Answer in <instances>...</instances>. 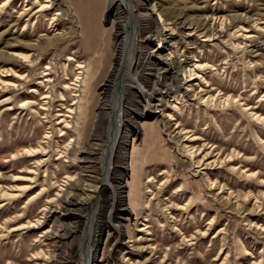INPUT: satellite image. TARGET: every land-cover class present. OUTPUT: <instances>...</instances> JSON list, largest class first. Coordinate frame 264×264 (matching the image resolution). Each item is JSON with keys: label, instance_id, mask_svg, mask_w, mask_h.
<instances>
[{"label": "rangeland", "instance_id": "rangeland-1", "mask_svg": "<svg viewBox=\"0 0 264 264\" xmlns=\"http://www.w3.org/2000/svg\"><path fill=\"white\" fill-rule=\"evenodd\" d=\"M97 204L91 264H264V0H0V264H81Z\"/></svg>", "mask_w": 264, "mask_h": 264}, {"label": "bare ground", "instance_id": "bare-ground-1", "mask_svg": "<svg viewBox=\"0 0 264 264\" xmlns=\"http://www.w3.org/2000/svg\"><path fill=\"white\" fill-rule=\"evenodd\" d=\"M125 1V0H124ZM127 11L132 12V7L126 5L125 6ZM133 24V28L132 31L128 32L126 30V28H117L116 32H115V37L118 40V45H117V49L115 51V55H114V61H113V65H112V70L118 72L123 79H127L129 80L131 83L136 84L137 86H139V88L141 89V95L143 96V98L148 102L150 99V95L151 93H149L148 91L144 90L142 88L141 83L138 82V79L135 75H131L130 74V65L132 64V60L135 56L136 53V44H135V37L136 35V30H137V25H136V21L133 19L130 20ZM163 37V35H162ZM162 37H159L158 40L159 42L162 41ZM37 47V45H35ZM127 55V56H126ZM82 67V65L80 66ZM122 68V69H121ZM47 73H45L44 75H46ZM189 76L190 79L195 78L194 77V72L192 70L189 71ZM25 78V77H24ZM112 78L110 77V80L108 79L103 91H102V105L105 108H108L112 113H111V124L109 127V134H107L108 136V146L106 151L104 152L103 156H102V164H103V179L105 182L108 183L109 180V176H110V172H111V166L110 164L112 161V156L114 154L117 142L120 140L121 135H122V128H123V110H122V87H120V85L116 86V89L113 92V95L111 98L108 97L109 100L107 104H105L106 102V98H107V94H108V90L110 88ZM129 82V83H130ZM111 84V85H109ZM124 84V83H123ZM115 88V87H114ZM150 108V107H149ZM151 109L146 111V114H150ZM114 204V199L112 201V205ZM99 204H97L89 219H88V223H87V227L85 230V236H84V250L85 251L86 256H83L82 253V262L81 264H91L92 263V254H93V250L90 247V237H91V231H92V226L96 217V214L99 211ZM108 225L112 226V223L110 221V219H108ZM113 228H117L114 227Z\"/></svg>", "mask_w": 264, "mask_h": 264}]
</instances>
